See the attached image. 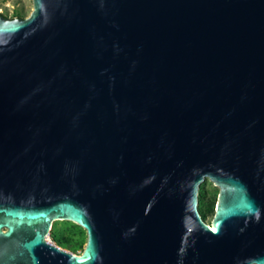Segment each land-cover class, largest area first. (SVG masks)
Segmentation results:
<instances>
[{
  "label": "water",
  "instance_id": "obj_1",
  "mask_svg": "<svg viewBox=\"0 0 264 264\" xmlns=\"http://www.w3.org/2000/svg\"><path fill=\"white\" fill-rule=\"evenodd\" d=\"M31 2L0 15V264H264V0Z\"/></svg>",
  "mask_w": 264,
  "mask_h": 264
},
{
  "label": "rangeland",
  "instance_id": "obj_2",
  "mask_svg": "<svg viewBox=\"0 0 264 264\" xmlns=\"http://www.w3.org/2000/svg\"><path fill=\"white\" fill-rule=\"evenodd\" d=\"M32 10L31 0H0V14L9 18H26ZM218 188L205 179L198 190L197 208L202 219L210 224L215 211ZM86 232L69 221L52 223L46 240L55 246L75 255H80L86 244Z\"/></svg>",
  "mask_w": 264,
  "mask_h": 264
},
{
  "label": "flooded vegetation",
  "instance_id": "obj_3",
  "mask_svg": "<svg viewBox=\"0 0 264 264\" xmlns=\"http://www.w3.org/2000/svg\"><path fill=\"white\" fill-rule=\"evenodd\" d=\"M0 15L3 16V17L6 18V19H9V20L14 19V18H18V19H20V17H12V18H9V17H7L6 15H3V14H0Z\"/></svg>",
  "mask_w": 264,
  "mask_h": 264
},
{
  "label": "bare ground",
  "instance_id": "obj_4",
  "mask_svg": "<svg viewBox=\"0 0 264 264\" xmlns=\"http://www.w3.org/2000/svg\"><path fill=\"white\" fill-rule=\"evenodd\" d=\"M210 227H211V225L210 224H208ZM83 229V228H82ZM212 229V228H211ZM47 241V240H46ZM48 242V241H47ZM49 243V242H48ZM51 244V243H50ZM54 245V244H53Z\"/></svg>",
  "mask_w": 264,
  "mask_h": 264
}]
</instances>
